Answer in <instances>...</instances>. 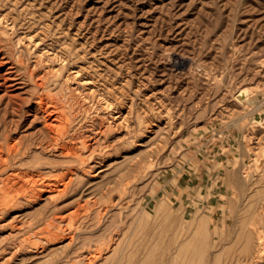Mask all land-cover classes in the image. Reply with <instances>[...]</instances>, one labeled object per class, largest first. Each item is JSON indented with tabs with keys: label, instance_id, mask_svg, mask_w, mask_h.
Segmentation results:
<instances>
[{
	"label": "rangeland",
	"instance_id": "obj_1",
	"mask_svg": "<svg viewBox=\"0 0 264 264\" xmlns=\"http://www.w3.org/2000/svg\"><path fill=\"white\" fill-rule=\"evenodd\" d=\"M0 1V18L10 23L8 34L0 30L1 55L6 54L12 61L16 56L13 62L20 67H16L18 71L12 75L19 73L21 79L26 77L29 92L34 89L31 82L39 81L41 72L34 67L35 59L49 47L48 52H57V55L44 63H60L63 74L60 80L68 76L69 83L75 81L70 73L76 69H81V76L88 78L100 74V70V75L105 71V80L99 76L95 85L103 92L106 91L101 87L103 82L114 85L117 91L114 90L116 93L112 98L128 103L122 107V115H126L129 121L124 120L121 128H115L107 138L103 136L100 140V146H105L107 140L114 143L102 148L104 167L108 171L105 180L101 177L103 182L100 180V184L109 179L113 181L112 177L118 171L110 167L125 154L134 156L139 164L135 180L130 176L123 179L124 190H109L114 192L109 193L95 187L92 192L66 193L57 200L59 207L55 212L53 203L34 206L24 202L7 210L1 204L0 264H255L252 258L240 255L236 228L239 229L238 221L243 219L251 226L256 219V201L259 200L258 204L264 201V0H163L164 3L162 0ZM82 21H86L85 24ZM12 22L16 23L13 29ZM77 26L79 30L75 29ZM37 30L42 31V36L27 45L23 34L33 35ZM91 33L94 35L90 36ZM79 46L85 49L84 52ZM94 50H98V54ZM112 50L118 54H113ZM91 51L97 59L104 58L103 62L94 61L96 57ZM18 55H22V59ZM178 55L185 59L183 64L177 61ZM105 65L109 66L108 70ZM8 66L9 63L3 69ZM31 68L36 69V78L30 76ZM113 68L123 71L124 76L119 70L114 74ZM128 77L132 79L128 80ZM112 80L117 83L113 81L111 85ZM107 81L109 83H105ZM50 87L54 84L51 83ZM65 87L68 88L66 83ZM1 88L0 94L3 93ZM19 90L21 96L29 93L20 88L15 92L20 94ZM119 90L128 91V95L126 92L124 96L125 91ZM242 90H245L243 97L240 96ZM7 96L0 98V108L9 98ZM146 96L151 102L144 99ZM155 98L163 102L168 111L161 105L163 103L158 101L157 104ZM15 99L20 101V97ZM146 100L156 102L149 103L151 108ZM128 107L130 112H126ZM158 108L164 112L161 114L163 123L160 128L156 127L159 128L157 135L149 139L148 130L157 124L159 112L162 113ZM26 112L24 127L15 135L34 131L41 125H32L29 122L32 114ZM104 112L92 110L90 118L94 119L95 127H100V118L106 116ZM92 119L87 120V124ZM126 122L134 126L136 137L131 134L118 141ZM85 127L77 134L86 130L89 133L91 127ZM48 168L45 169L47 176L65 171L61 166L56 171H48ZM255 182L259 183L258 187ZM257 189L260 190L256 194ZM38 211H42L39 215L45 218L52 214L63 215V220L57 223L74 232L75 240L61 251H53L54 243L48 241L50 232L46 226L55 227L49 221L41 225L31 223L33 214ZM196 215L206 221L204 235L193 247L189 222ZM185 217L186 224L183 223ZM6 220L11 222L6 225ZM218 242L221 243L215 248L214 244ZM22 243L33 245V248H18L17 245ZM196 245H200L197 256ZM40 250L41 253L36 252ZM95 254L96 261L93 259Z\"/></svg>",
	"mask_w": 264,
	"mask_h": 264
},
{
	"label": "bare ground",
	"instance_id": "obj_2",
	"mask_svg": "<svg viewBox=\"0 0 264 264\" xmlns=\"http://www.w3.org/2000/svg\"><path fill=\"white\" fill-rule=\"evenodd\" d=\"M7 1H9V0H7ZM11 2L14 3V0L11 1ZM15 3H17V2H15ZM163 3H164V1H163ZM5 5L6 4H4V6ZM14 6H15V4H14ZM6 7L7 6H5V8ZM51 7H53V6H51ZM71 8H72V6H70V9ZM47 10H49V9H47ZM4 17H5V15H4ZM92 19H94V18H92ZM16 20H17V18H16ZM3 21H5V20H2V18H0V30H1V33L5 34L7 32V29L10 28V27H8L10 23H8L7 21L5 23ZM27 21H25V22H27ZM70 21H72V20H70ZM13 22H12V25H11V27H12L11 29H13V27H15V24L18 23L16 21V23L13 24ZM85 22H83V23L85 24ZM81 23H79V24H81ZM33 24H32V26H34ZM70 24H72V23H70ZM84 24H83V26H84ZM1 25H3V26H1ZM28 25H30V24H28ZM66 25H68V24L66 23ZM81 26H82V24H81ZM66 27H68V26H66ZM72 27H73V25H72ZM32 29H34V28H32ZM39 29H40V27H39ZM69 29H70V27H69ZM75 29L79 30L78 26ZM64 30H63V32L66 33V31H64ZM92 30H96V29H92ZM25 32H26V30H25ZM78 32H77V34H79ZM87 32H89V31H87ZM40 33L42 34V31ZM40 33L38 31V32H35V34L33 33V35L23 34V35H26V36H23L22 38H24L25 42L28 45V44H30L32 42H35L38 39L36 37H38L40 35ZM43 33L46 34L47 32H43ZM81 33H82V31H81ZM7 34H8V32H7ZM48 34H49V32H48ZM91 34L92 35H90V36L94 35L93 33H91ZM41 36L42 35H40V37ZM43 36H45V35H43ZM90 36L88 35V37H90ZM95 36H94V38H95ZM96 37L98 38V36H96ZM14 38H13V40H14ZM85 38L87 39V37H85ZM75 39L77 40V38H75ZM1 40L2 39H0V41ZM42 41H43V39H42ZM84 41H87V40H84ZM90 41H91L90 44L93 45V43H92L93 40H90ZM70 43H68V45ZM88 43H85V45L88 44ZM51 44H49V45H51ZM75 45H74V47H75ZM103 45H105V44H103ZM107 45H109V43ZM1 46H3V45H1ZM1 46H0V86L2 88L1 87L0 88L3 90V93L0 94V98L2 99L3 97L6 96V94H8L7 97H9V98L7 100L5 99L6 102L3 104L4 106L0 108V208H1V204L3 206H5L4 209L7 210L9 207H11V209H12L13 208L12 206H14V207L21 206L24 202L33 203L34 206L35 205H43V204H44V206H48V205H50V203L51 204L53 203L55 205V207H54L55 209L53 210V212H55L58 209V207H59L56 204L57 200L62 195L66 194V193H70V192H74V193H76V192H90L89 190H91V192H92V189H94L95 187L100 188V191H108L109 193H112L113 191H109V190H124L126 188L123 184H121L123 179L125 180V177L130 176V177H133L132 179H134V180L136 179V176H137V174L139 172V164L136 161L134 156L125 154L124 157L122 158V160L117 161L113 165V167H110L113 170L118 171V173L116 175L114 174L115 176L112 177L114 182L113 181L110 182V179L108 177L109 181L107 183L100 184L102 179L105 177L104 175L108 171V168L104 167L105 166V162H104V158L102 156V154H103L102 148H107L108 146H111V145L114 144V143L110 142L109 140H107L105 146H100L101 145L100 144V140H101V138L103 136H106V138H107V136H108L107 134L110 133L115 128H121L122 127L121 125H124L123 124L124 120H127L126 117H125L126 115H124V117L122 115V114H124V111H122V107H124V105L127 106L128 103L123 101V100L121 101L120 98H119V100L112 98V96L115 95V93H116L115 91H117L116 89L113 88V86H114L113 85V81L114 80H112V84H111L113 86H110L108 84L105 85L104 82L102 83V81L100 80L101 83L104 85V86L101 85V87H103V88L105 87L106 88V89L104 88V90H106L105 92L102 91L103 89L101 90V88H99L100 86L98 87L97 85H95L96 82L99 79L98 78L99 76L100 77L101 76L104 77V75H103L104 72H105L104 70L109 68V66L105 65L107 67L103 70L104 72H103L102 75H100L102 73V71L100 70L99 71V72H101L100 74H97V75H94V76L91 75L89 78L81 76V74H80L81 69L73 70L70 73V75H71L70 77H71V79L73 78L75 81H73L72 83H69L70 78L68 76H66V77H64V79L60 80V77H62V75H63L62 71L60 70V68L62 67L60 65V63L59 64H57V63H44V61H48L49 59H51L55 55H57V52H54V53L48 52L50 50V49H48L49 47L47 48L48 50L44 48L45 50L42 51L41 53H39V55H38V57L36 59L34 58L35 59L34 67L36 69H41L40 70L41 72L39 73V81H36L35 83L31 82V83L34 84V89H32V92H29V90H28L29 88L26 85V83H27L26 77H25V79H21L22 77H20L19 73H16L15 74L16 76L12 75L15 71H18V70H16V67H20L19 66L20 64L17 66V64L15 62H13V61H15L14 58L16 56L13 58V61L10 60V58H7L6 54H5V56H2L1 55L2 54ZM80 46L82 47V45H80ZM91 47H94V46H91ZM109 47H111V46H109ZM90 48H88V49H90ZM113 48L115 49V47H113ZM76 49H78V48L76 47ZM96 49H97V47H96ZM106 49H104V50H106ZM7 50H9V49L7 48ZM12 50H11L12 52L15 51L14 49H12ZM30 50H32V49H30ZM84 50L82 49L83 52H84ZM98 50H94V52L96 51L95 53L98 54L97 53ZM92 52L93 51H91V53ZM103 52H105V51H103ZM116 53L118 54V52H116ZM116 53L114 52L113 54H116ZM13 54H16V53H13ZM67 54H69V53H67ZM92 54L95 56L94 53H92ZM92 54H90V55H92ZM23 55H28V54H24L23 53ZM32 55L33 54H31V56ZM102 55L104 57L106 56L104 54H102ZM141 55H143V54H141ZM112 56L114 57L115 55H112ZM18 57H20V56L18 55ZM22 57L23 56L21 55L20 59H22ZM59 57H61V56H59ZM64 57H62V59H64ZM87 57H89V56H87ZM95 57H94L95 58L94 61H96L98 63L103 62L102 59H104V58L100 59L98 57L100 59L99 60V59H97V56H95ZM116 57H117V55H116ZM140 57H138V58H140ZM127 58H129V57H127ZM142 58H143V56H142ZM118 59L120 61L121 58L118 57ZM129 59H131V58H129ZM18 60H19V58H18ZM29 60H30V58H29ZM29 60H28L27 63L30 64ZM113 60H116V58L113 59ZM139 60H141V59H139ZM62 61H64V60H62ZM65 61H66V58H65ZM112 61H110V62H112ZM177 61L180 64H183L185 62V59L182 56L178 55L177 56ZM19 62H20V60H19ZM92 62H93V60H92ZM105 62H106V60H105ZM7 63H9V66L6 67L5 70H4L3 67H5V65ZM112 64H113V62H112ZM142 64L143 63H141V65ZM120 65H121V63H120ZM124 65H122V66H124ZM89 66H91V65H89ZM95 66H96V63L94 65V67ZM127 67L128 66H126V69H127ZM131 67H132V65H131ZM141 67H143V66H141ZM86 68H87V66H86ZM110 68H112V67H110ZM36 69L35 70L34 69L31 70L30 76L32 78H34V77L36 78L35 72H34V71H36ZM68 69H69V67H68ZM123 69H125V68H123ZM126 69H125V73H126ZM92 70H94V69H92ZM109 70H111V69H109ZM112 70H113V73H114V71L117 70V69L113 68ZM68 71H70V70H68ZM95 71H96V69H95ZM119 71L121 72V70H119ZM120 72H119V74H120ZM122 72H121V74H122ZM128 72H130V70ZM138 72H139V70H138ZM140 72H142V71H140ZM131 73H133V72H131ZM131 73H130V75H131ZM27 74H28V72H27ZM117 74H118V72H117ZM123 74H124V72H123ZM134 74H135V72H134ZM26 76H28V75H26ZM108 76H109V74H108ZM113 76L114 75H112V77ZM125 76H127V75H125ZM110 77L111 76H109V78ZM113 78L115 79V77H113ZM103 79L105 80V77ZM110 79H112V78H110ZM126 79H127V77H126ZM130 79H132V78H130ZM130 79L128 77V80H130ZM106 80H107V78H106ZM28 82H30V81H28ZM51 83L54 84V87H50ZM65 83H66L68 88L65 87ZM105 83H109V82L107 81ZM115 83H117V82H115ZM127 83H129V82H127ZM94 85L97 86V87L94 88L93 87ZM118 86L119 85H117V87ZM124 87H127V86H124ZM133 87H135V86H133ZM19 88L23 89V90L25 89L24 91L26 92V94L28 92L29 93L27 95L23 94L24 96H21V91L20 90H19L20 94L15 92V90H17ZM65 88L68 89V90L66 91ZM123 91H125V90H123ZM123 91H120V92H123ZM135 91H137V90H135ZM126 92H127V94H126ZM138 92H139V90H138ZM153 93L154 92H152V94ZM124 94L128 95V91L123 92V95ZM133 95H134V93H133ZM244 95H245V90H242L240 92V96L243 97ZM151 96L153 97V95H151ZM158 96H155V97L157 98ZM17 97H20V101H17L18 99L17 100L15 99ZM128 97H127V99H129ZM146 97L145 98L143 97V98L144 99H148V97L147 98ZM129 100H132V99H129ZM156 101H157V99H156ZM156 101H153L152 103H150L151 102L150 101L149 103L153 104ZM158 101H157V104H158ZM122 102H124V103H122ZM132 102H134V101H132ZM145 102H146V104L149 105L147 100ZM137 103H139V102H137ZM160 103H163V102H160ZM157 104H156V106H157ZM25 105L28 106L27 109L25 108ZM161 105L163 106L164 109L166 108L164 103L161 104ZM0 106H2V104ZM135 106H136V104H135ZM140 106H139V108L141 109V107L143 105L141 107ZM149 106L151 107V105H149ZM156 106H155V108H156ZM159 106H160V104L157 107H159ZM119 107L121 109L117 110V109H119ZM129 107L126 110V112H130L131 111V110H129ZM144 108H146V110H147V106L144 105ZM155 108H154V110H155ZM95 109L96 110H98V109L104 110L105 111L104 114H106V116H103V117L100 118L102 120V122H101V125H100L99 128L95 127V121H93L94 119L90 118V116H91L90 114H91L92 110H95ZM158 109H160V108H158ZM115 110H117V111H115ZM154 110H152V112ZM165 110H167V109H165ZM28 111H30L31 114H32V118L29 120V122H31L32 125H34L36 123H41V125L38 126L34 131H31V132H28V133L27 132L25 133V131H24V134H21V135L20 134L19 135L16 134L15 135V133L19 132V130L24 127L23 118L25 117L24 116L25 112L28 113ZM141 111L142 110H140V112ZM117 112L119 113V115L117 114ZM97 113H98V111H97ZM163 113H164L163 111H162V113L159 112L160 117L157 114L158 117H159V120H158L157 124L154 127L149 128L148 126H145V127L149 128V130H148L149 139H152L153 137H155L157 135L158 129L160 128V124L163 123L162 119H161V116L163 115ZM154 116H156V115H154ZM162 117H164V116H162ZM120 118H122V120H120ZM89 119L90 120L92 119V122L90 124H87V120H89ZM147 119L148 118H146L145 120H147ZM149 119L150 120H154V118L153 119L149 118ZM26 121H28V120H26ZM127 121H129V120H127ZM167 122H168V120H166V123ZM86 125L91 127V128H89V133H87V130H86V132L83 131L80 135L77 134L79 132V129L84 128V130H85V128H86L85 126ZM157 126L159 127L158 129L156 128ZM139 127H140V125H139ZM155 128L157 130H155ZM134 133L136 134V130H135L134 126H130L128 124V122H126L125 131H124V133L122 135L120 134V136L117 137V140L118 141H122L124 137H127V135L129 136L131 134H133L135 136ZM141 144H143V143H141ZM138 145L139 144H137V146ZM53 156H54V158H52ZM113 156H115V155H113ZM110 157H112V156H110ZM59 166L65 168V171L63 173H58L57 175H55L54 172H53L49 176L46 175V172H47V171H45L46 167H49L47 169L48 171H56ZM101 177H102V179H101ZM237 178L235 177L234 179H237ZM245 179H246V177H245ZM103 180H105V178ZM247 180H249V179H247ZM255 186L258 187L259 183L255 182ZM117 187H119V188L117 189ZM259 190L258 189L256 190V194L259 192ZM93 191H95V190H93ZM227 191H229V190H227ZM250 191L251 190H249V192ZM258 203H259V200L256 201V208H255L256 219H255V221L253 222V224L251 226L247 225L248 222L245 219L241 220L240 222L238 221L240 227H239V229L236 228V230H238V232H239L238 236L236 237V241H238V244H240V248L241 249L239 250V253H240L241 256L245 255V256H247L249 258H252V261H255V264H264V201L261 204H258ZM122 205H124V204H122ZM4 209H2V212L4 211ZM41 212L42 211H38V212L33 214L34 220H32L33 222H31V223L32 224H36V225H41L44 222L49 221L48 223H50V225L55 227V228L52 229L49 225L46 226V229L50 232L49 235L47 236V237H49L48 241L54 243L53 247H51L53 249V251H61L62 249L66 248L67 245L71 244L75 240L76 236H75L74 232H72L70 229H68L66 227H63L61 225L59 226L58 223H57V221H59V220L62 221L63 220V218H64L63 215L60 214V216H59V215L52 214V216L50 218H45L44 215L43 216L39 215ZM9 221H7L6 225H8ZM205 221H206L205 218H200L199 219V217L196 215V217H194L189 222V225H190L189 226V228H190V232H189L190 235L189 236H190V240H191L190 242L192 243L193 247H194V243L195 242L199 243L200 237H202V235H204L202 232L205 231L204 230ZM183 223L184 224L187 223V217H185ZM3 225L1 227H3ZM10 226L13 228L12 224ZM21 229H22V227H21ZM5 231H7V230H5ZM11 233H13V232H11ZM6 235H8V233ZM9 236H11V235H9ZM8 238H10V237H8ZM8 238H6V239H8ZM45 240H46V238H45ZM236 241L235 242L233 241V242L237 243ZM220 243L221 242H218V243L214 244V247L217 248V246H219ZM234 243H231V245H233ZM200 245L202 246V244H200ZM200 245H196V247H195V250H197L196 256L199 253ZM235 245L236 244H234L233 246H235ZM12 246H14V245H12ZM17 246H18V248L24 247L25 249L27 247H30V246H32V248H33V245L27 244V246H26L23 243L22 244H18ZM236 247H238V246L236 245ZM229 248H230V246L227 249H229ZM88 251H86V252H88ZM100 251L101 250H99V252ZM36 252H40L41 253V250L40 251H36ZM94 253H95V251H94ZM91 254H93V253L91 252ZM100 254H102V253H100ZM97 255H99V254L97 253ZM97 255L96 254L93 255L94 256V258H93L94 260H95ZM90 264H92V263H90Z\"/></svg>",
	"mask_w": 264,
	"mask_h": 264
}]
</instances>
